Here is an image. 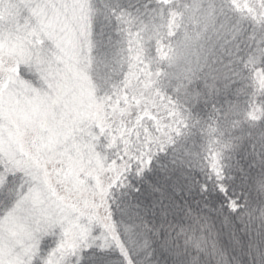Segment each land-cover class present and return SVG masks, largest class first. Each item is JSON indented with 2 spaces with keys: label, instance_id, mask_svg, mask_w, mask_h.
<instances>
[{
  "label": "snow or ice",
  "instance_id": "obj_1",
  "mask_svg": "<svg viewBox=\"0 0 264 264\" xmlns=\"http://www.w3.org/2000/svg\"><path fill=\"white\" fill-rule=\"evenodd\" d=\"M0 264H264V0H0Z\"/></svg>",
  "mask_w": 264,
  "mask_h": 264
}]
</instances>
